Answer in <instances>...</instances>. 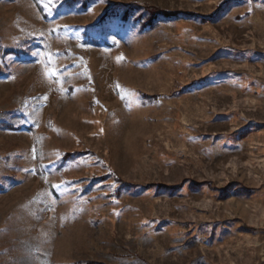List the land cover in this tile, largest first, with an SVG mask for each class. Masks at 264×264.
<instances>
[{"label":"rangeland","instance_id":"obj_1","mask_svg":"<svg viewBox=\"0 0 264 264\" xmlns=\"http://www.w3.org/2000/svg\"><path fill=\"white\" fill-rule=\"evenodd\" d=\"M0 264H264V0H0Z\"/></svg>","mask_w":264,"mask_h":264},{"label":"trees","instance_id":"obj_2","mask_svg":"<svg viewBox=\"0 0 264 264\" xmlns=\"http://www.w3.org/2000/svg\"><path fill=\"white\" fill-rule=\"evenodd\" d=\"M146 9V8H145ZM147 11L150 13V14H152V15H162V16H164V17H170L171 16V14H168V13H164V12H161V11H159V10H157V9H153V8H149V7H147ZM17 52H15V51H11V52H7V54H16ZM9 126H7V127H5V128H8ZM119 185H121V186H125V187H129L126 183H124V182H120L119 183Z\"/></svg>","mask_w":264,"mask_h":264},{"label":"snow or ice","instance_id":"obj_3","mask_svg":"<svg viewBox=\"0 0 264 264\" xmlns=\"http://www.w3.org/2000/svg\"><path fill=\"white\" fill-rule=\"evenodd\" d=\"M49 75H55V72H53V73H50ZM54 187H58V185H57V186H54Z\"/></svg>","mask_w":264,"mask_h":264}]
</instances>
